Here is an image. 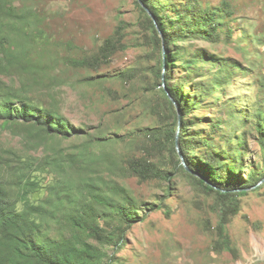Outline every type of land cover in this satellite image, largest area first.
I'll return each instance as SVG.
<instances>
[{
	"label": "rangeland",
	"instance_id": "rangeland-1",
	"mask_svg": "<svg viewBox=\"0 0 264 264\" xmlns=\"http://www.w3.org/2000/svg\"><path fill=\"white\" fill-rule=\"evenodd\" d=\"M9 1L17 9L31 10L30 19L24 25L23 21L1 18L0 38L12 37L10 49L17 53L24 51L30 64L29 70L19 69L22 74L0 73V82L20 89L36 103L54 109L72 125L85 130L79 135L50 139L35 150L24 144L23 130L0 119V151L8 148L41 157L61 153L63 166L41 173L45 187L33 193L31 200L44 202L48 187L63 180L67 183L64 188L72 191V199L95 208L104 209L105 205L91 198L89 183L96 185L93 190L98 191L100 187L111 196L115 195L111 187L117 184L138 203H147L143 206L162 205L156 210H146L144 220L126 230L120 249L111 247V253L117 258L114 264H264V182L240 196L241 211L228 224L238 255L228 250L218 252L212 246L220 219L216 195L207 192L193 173L178 168L177 158L171 151L153 148L154 141L143 131L166 120L167 107L152 72L159 52L148 42L135 0ZM198 1L203 7H218L225 0ZM228 1L234 10L230 16L235 26L232 38L223 36L213 42L191 39L179 45L192 51H206L217 60L222 57L236 62L232 80L218 93V100L205 95L203 105L184 115L180 112V117L187 124L195 123L190 126V133L202 129L203 136L196 138L202 141L197 143V150L205 147L204 136L212 139L215 151L232 147L233 160L238 159L235 145L243 148L242 176L247 178L253 168L264 171L256 128L251 122L241 120L242 116L251 117L258 101L264 103V0ZM181 2L184 0H174V3ZM120 19L132 23L126 29L128 47L125 50L118 51L109 63L98 69L74 68L68 62L94 53L114 33ZM12 23L20 26L21 31L8 28ZM182 61L180 58L179 65L170 73L171 82H184L185 95L192 97L196 93L201 99V92L195 90L200 76L191 73L192 77L184 80L188 72ZM211 68L215 69L207 66ZM130 69L138 73L136 78L119 76L120 72ZM34 72L38 74L37 81L25 90L22 84ZM231 101L236 103L234 112L224 104ZM214 123L219 124L217 132L212 130ZM242 123L248 126L237 128ZM122 135L126 138H120ZM89 137L93 139L91 144ZM94 137L102 140L99 142ZM228 137L234 140L229 141ZM146 156L170 174L148 180L130 174L126 158ZM83 181L89 182L83 185ZM69 201L66 198L53 208L54 214L50 217L54 232L61 229L58 222L61 209L72 206ZM100 223L107 230L117 225L114 218L107 216L100 218ZM90 240L97 243L95 239Z\"/></svg>",
	"mask_w": 264,
	"mask_h": 264
},
{
	"label": "trees",
	"instance_id": "trees-1",
	"mask_svg": "<svg viewBox=\"0 0 264 264\" xmlns=\"http://www.w3.org/2000/svg\"><path fill=\"white\" fill-rule=\"evenodd\" d=\"M143 1L156 16L155 21L141 2L135 0L141 11L140 21L142 20L146 27L148 42L154 51L159 52L158 62L152 72L153 77L158 80L167 107L164 116L166 120H162L159 126L146 127L143 131L154 141L153 148L171 151L177 158L178 168L193 173L207 192L216 195L215 203L220 210V219L216 230L217 238L212 246L218 252L228 250L237 256L238 249L228 231V224L231 218L241 211L240 196L247 194L251 187L264 178V171L260 172L253 168L249 177L242 176L245 168L242 160L244 150L238 147V144L234 149V152L238 153L237 160H233V156L230 155L232 147L215 151L217 149L209 137L204 136L205 147L197 150V143L202 141H197L196 138L203 136L202 129L190 133L189 128L195 123L187 124L184 117H180L181 113L184 115L198 105H203L205 95L218 100L220 97L218 93L223 92L232 80V69L237 63L222 57L217 60L206 51L198 49L192 51L190 47L179 45L191 39L213 42L220 41L223 36L232 38L235 26L230 16L234 14V10L228 0L223 1L222 6L218 7H203L198 0H184L181 3H174V0ZM30 11L17 9L9 0H4L0 3V25L3 24L1 18L23 21L25 25L29 22ZM130 26L131 22L120 19L114 33L107 37L94 53L70 59L68 62L74 68L91 69H98L102 64L109 63L118 51L128 47L125 38L126 29ZM8 28L14 31L22 29L13 23ZM11 38L4 36L0 38V73L15 71L22 74L19 69H22L21 72L29 70L30 63L24 51L12 52ZM180 58H183L180 63L188 72V75L183 77L184 80L192 77L191 73L200 76L195 90L201 92V99L197 98L196 93L192 97L185 95L184 82H171L170 73L179 65ZM217 61L221 65H218ZM208 65L215 69H207ZM119 76L132 80L138 73L130 69L120 72ZM163 77L165 86L162 85ZM37 78L38 74L34 72L22 87L28 89ZM224 104L231 112L236 111L233 109L236 108V103L231 101ZM0 119L23 130L24 144L28 149L36 150L56 137H68L85 132L83 128L72 125L54 109L36 103L27 93L15 87H7L2 81ZM241 120L251 122L256 128L264 156V103L258 101L251 117L245 119L242 116ZM247 126L242 123L237 128ZM211 127L213 132H217L219 124H211ZM242 136H245V133ZM120 138L125 139L126 136L122 135ZM96 140L100 142L102 139ZM228 140L233 141L234 138L228 137ZM92 142V137H89L88 143ZM240 144H244V141ZM181 154L187 165L183 163ZM126 160L128 165L126 168L130 174L139 176L141 180L166 178L170 174L148 159V156L129 157ZM62 164L61 153L41 157L8 148L0 151V264H114L117 258L115 253H111V247L116 246L117 250L120 249L126 230L143 221L146 210L152 211L162 206L155 203L152 208L143 206L147 203H138L125 188L117 184L110 187L119 197L104 193L100 187L98 191L93 190L96 185L89 183L91 198L105 205L104 209L95 208L88 203L72 199V191L70 188H64L67 183L63 180L59 181L63 182L61 185L56 182L48 187V196L44 202L32 201L31 195L45 187L40 179L41 173L60 169ZM87 182L89 181H83V185ZM66 198L70 200L72 206L61 209L62 217L58 221L61 229L54 232L50 215L54 214L53 208L64 203ZM105 216L115 219L117 223L115 228L107 230L101 226L100 218ZM90 239H95L97 243Z\"/></svg>",
	"mask_w": 264,
	"mask_h": 264
},
{
	"label": "water",
	"instance_id": "water-1",
	"mask_svg": "<svg viewBox=\"0 0 264 264\" xmlns=\"http://www.w3.org/2000/svg\"><path fill=\"white\" fill-rule=\"evenodd\" d=\"M139 1H140L141 4L147 9V11H148L149 14L152 16V18L156 21V16H155V14L153 13V11H152L150 8H148L147 6H145L143 0H139ZM156 23H157V22H156ZM158 27H159V26H158ZM162 85H163V86L166 85V84H165V77H163V83H162ZM166 91L169 93V91H168L167 89H166ZM178 138H179V133L177 134V146H178V148H179V145H178ZM181 157H182L183 163L186 164V161H185V158H184L183 154H181ZM263 182H264V178H262L261 181H260L257 185H255L254 187H251V188H256L257 186L261 185Z\"/></svg>",
	"mask_w": 264,
	"mask_h": 264
}]
</instances>
